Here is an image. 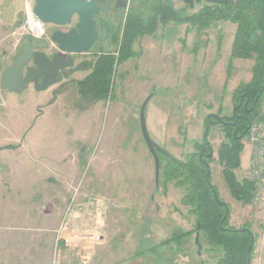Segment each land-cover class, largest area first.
<instances>
[{
  "label": "rangeland",
  "instance_id": "obj_1",
  "mask_svg": "<svg viewBox=\"0 0 264 264\" xmlns=\"http://www.w3.org/2000/svg\"><path fill=\"white\" fill-rule=\"evenodd\" d=\"M101 3L97 15L99 39L90 51L79 57L90 65L96 63L100 53L117 50L114 39L121 36L129 16H143L147 24V17L154 14L158 5L156 0H127L125 7L118 10L114 0H101ZM34 6L35 0H0V80L3 69L12 63L10 57L19 51L16 46L22 33H36L31 25L32 19L37 20ZM158 14L157 19L161 17ZM37 21L47 28L48 23ZM158 21L153 33L139 37L134 43L140 56L120 64L113 73L114 90L105 99L90 93L83 95L78 84L69 83L60 91L63 95L57 103L44 109L42 102L51 101L53 94L32 87L13 93L0 85V147H15L22 140H31L34 134L39 137L45 130L52 131L53 135L49 132L50 139L48 136L39 137L40 143L46 141L44 146L49 145V140L57 150L66 144L79 150L81 143H85L91 153L89 164L84 166L89 184L88 187L85 185L87 198L91 201L100 199L97 200L100 211L107 206L103 217L107 238L93 248L88 264H217L218 255L209 251L203 235L204 248L196 244V234L180 243L163 244L172 239L175 232L194 231L197 219L191 212L192 207L182 202L186 187L165 180V163L157 187L155 161L141 132L140 108L151 95L146 112L151 137L172 155L186 161L188 154L196 153L195 142L203 140L207 115L218 111L222 115L231 113L237 101V89L253 76L255 60L235 59L230 68L231 48L237 30L231 19L223 25L220 43L215 38L207 41L209 34L214 37L215 30L205 31L200 26L193 27L192 23L180 24L173 20L166 24L161 18ZM73 22H76V16ZM52 25L49 23L48 27ZM5 54L8 58H4ZM85 71H78L80 77L88 76L92 69ZM261 98L264 99V95ZM212 126L209 140L217 151L223 139L219 132L222 127L213 122ZM78 133L83 138L80 143L74 138ZM244 144L243 164L236 170L239 180L249 178L253 156L252 141L245 138ZM3 156L0 154V164L8 162ZM258 165L264 177V156L259 158ZM56 166L55 170L58 169ZM221 174L222 167L218 162L213 163V183L219 189V197L230 205L229 225L251 227L249 229L257 237L251 263L264 264V186L254 192L255 199L247 204L231 194ZM3 175L1 172L0 176ZM58 178L55 180L57 186H66L67 181L60 183V176ZM102 183L113 186V189H101ZM41 219V225L45 227L55 220L47 215ZM90 225L91 221L85 220L79 228L91 233ZM53 252L55 254V245ZM79 252L63 250L52 264H79ZM49 261L47 255L42 264Z\"/></svg>",
  "mask_w": 264,
  "mask_h": 264
},
{
  "label": "trees",
  "instance_id": "obj_2",
  "mask_svg": "<svg viewBox=\"0 0 264 264\" xmlns=\"http://www.w3.org/2000/svg\"><path fill=\"white\" fill-rule=\"evenodd\" d=\"M229 18L237 24V30L232 44L230 57V68L233 67L235 59H254L253 76L250 81L241 83L237 89L236 102L239 101L240 93L248 92L251 95L252 104L257 103V97L264 89V0H231ZM167 11V8L163 9ZM131 15V14H130ZM170 17L168 12L166 15ZM158 16L144 23V19L139 15L129 16L120 37H115L114 43L117 45L115 52L100 53L96 63L93 65V71L83 80L78 81L80 92L83 95L90 93L92 96L105 99L113 92L112 83L113 73L117 71L120 64L131 58L140 56L134 49V43L139 37L148 33H153L158 24ZM165 22V21H164ZM208 22L202 23L200 28L207 27ZM264 95V91L261 97ZM262 98L258 101L254 112L248 113L246 120L237 119L243 128L249 130L254 116L259 111ZM234 117H232L233 119ZM217 123L212 119L210 125ZM210 125H207L209 127ZM233 131L234 127H230ZM232 146L222 147L220 150L221 160L226 164L223 171L224 179L231 191V194L239 201L251 203L254 198L255 185L250 178L239 180L236 170L242 166V154L245 149L244 141L233 139ZM14 147V146H7ZM199 149V147H197ZM162 165L164 166V176L167 182L176 181L180 187H186V193L183 203L192 207L191 212L197 219V226L194 231H183L180 234L175 232V236L164 245L172 242L180 243L192 234H196V244L204 248L202 235L209 251L218 255L217 264H249V245L251 244V233L242 227H233L229 225L231 217L227 213L226 207L216 198L215 192H218L217 186L208 177L207 167L200 161L199 152L190 154L186 161L160 154ZM227 218L225 219V217ZM224 220V222H223ZM223 222V225L221 226ZM198 224L201 229L198 230ZM199 234L200 242H197ZM257 240V237H256ZM255 247L253 249V252ZM252 252V254H253Z\"/></svg>",
  "mask_w": 264,
  "mask_h": 264
},
{
  "label": "crops",
  "instance_id": "obj_3",
  "mask_svg": "<svg viewBox=\"0 0 264 264\" xmlns=\"http://www.w3.org/2000/svg\"><path fill=\"white\" fill-rule=\"evenodd\" d=\"M193 27L198 26L193 24ZM84 70L85 72L90 71V69ZM84 78L80 77L77 71L71 83L76 85L80 79ZM54 88L55 86L45 91L52 94ZM62 95L59 92L58 97L52 98L53 101L46 102V104L42 102L41 107L44 109L48 106L52 107ZM41 113L45 114L43 110ZM49 132L53 135L52 131L44 130L39 137L47 138L48 136L50 139ZM157 135L160 137V134L157 133ZM39 137L34 134L30 137L31 140H22L19 144H15L17 145L15 147L5 145L0 147V154H4L3 157L8 161L0 164V173H4L0 176V264H42L44 260H47V255L50 258L48 264H52L55 257L53 251L56 244V232L65 216L67 203L75 193L74 189H79L78 194L81 201L85 198L88 200L86 186L88 187L89 184L86 181V167L84 169V166L89 164L91 153L86 144L81 143L79 150L66 144L58 148L61 150L59 151L49 140V145L44 146L46 141L40 143ZM74 138L79 141L78 143L83 139L80 133ZM31 144L32 149L30 150ZM110 160L115 162L113 158ZM55 164L57 170L54 168ZM114 175L116 176V172ZM58 176H60V183L67 181L66 186L65 184L57 186L55 180L59 179ZM51 178L54 180L51 181ZM107 185L102 183L100 188L107 191L113 189V186L108 185L110 189ZM66 191L69 194H66ZM41 199L42 202H40ZM104 209L106 216V205ZM46 211L49 212L46 213ZM44 215L55 218L52 225L47 227L41 225V216ZM85 220L88 218L81 216L76 223L81 224Z\"/></svg>",
  "mask_w": 264,
  "mask_h": 264
},
{
  "label": "water",
  "instance_id": "obj_4",
  "mask_svg": "<svg viewBox=\"0 0 264 264\" xmlns=\"http://www.w3.org/2000/svg\"><path fill=\"white\" fill-rule=\"evenodd\" d=\"M211 1L228 3V0ZM101 6V0H35L33 12L37 20L43 23H50L57 26L70 25L73 23L74 17L76 16V24L74 27L68 31L57 29L51 36V42L57 44L58 48L67 54L65 57L55 54L53 58H50L48 54L41 49L48 46L49 43L46 41L39 42L35 36L31 35L29 37V42L22 45V50L16 57L13 66L3 72L1 87L13 93H21L31 85H34L36 90L42 91L61 82V71L75 65L74 56L90 51L95 42L98 41L99 31L97 28V15L101 11ZM82 69H85L83 64L76 66L77 71ZM263 91L264 89L257 97V100L261 97ZM245 96H248V101L245 104L247 108L249 94H242L241 104ZM150 99L151 95L146 98L140 108V127L145 143L155 161V179L158 187L162 169L160 153H170L162 148V146L150 135L146 114ZM237 108H239V106L236 107L234 110L235 112ZM211 116L220 119V115L218 114L214 113L211 114ZM202 156L203 154L201 158ZM208 176H210L209 167ZM215 196L217 200L226 207L227 213L229 214L230 205L220 199L218 192H215ZM226 218L227 216L225 219ZM200 229L201 225L198 224V230ZM245 230L251 233V244L248 250L249 264H252V252L256 244V236L252 230L248 228H245ZM197 242H199V234H197Z\"/></svg>",
  "mask_w": 264,
  "mask_h": 264
},
{
  "label": "flooded vegetation",
  "instance_id": "obj_5",
  "mask_svg": "<svg viewBox=\"0 0 264 264\" xmlns=\"http://www.w3.org/2000/svg\"><path fill=\"white\" fill-rule=\"evenodd\" d=\"M114 1L116 4L115 6L118 8V10H121V9H123V7H125V3L127 0H114ZM156 3L158 5H157V8L154 10L155 11L154 14L147 17V19L149 21L151 19L153 20L154 16H158L159 15L158 13H160L161 20L165 21L164 23H166V24L169 21L173 20V21H176L177 23H180V24L181 23L182 24L192 23V24H195L199 27L202 23L208 22L209 27L207 26V28H202V29H204L205 31L207 29H209L211 32L213 30H215V33H213L214 37H212L209 34L210 36L209 35L207 36V41H209V38H215L217 40V43H220L222 41L223 37H221V35L223 33V30H224L223 25L228 20H230L229 15L231 12V10H230L231 3H232L231 0H228V3H218L216 1H211V0H156ZM101 8H102V6H101ZM164 8H167V11H164L163 10ZM168 12L171 14L170 17L166 16L168 14ZM141 18H143V16ZM160 18L158 20H160ZM75 24H76V22H73L72 24L65 25V26L52 25V27H54V28H52V27L50 28V27H48V25H49V23H48V24H46L47 28H44L41 35H39L35 32H29L27 34L23 32L22 36L20 37L19 45L16 46V47H19V51L14 53V55H12L10 57V60H12V63L10 65H8L5 69H3L2 73H1V80H2L3 72L6 69H9L10 67L13 66L16 57L20 54V52L22 50V45L29 42V37L31 35L35 36L39 42L46 41L49 43L48 46L43 47L41 49L43 51H45L50 58H53V56L55 54H59L60 56L65 57L67 53L64 51H61L58 48L57 44L51 42V36L55 30L61 29L63 31H68L72 27H74ZM199 30H201V29H199ZM204 35H206V34H204ZM76 55L77 56H74V59L76 60L78 58L79 62H77V64L75 63L74 66L68 67L65 70L61 71L62 81L50 87V88H52L55 86V88L52 91V94L54 95L53 99L58 97L59 92L61 90H63L64 88H66L68 86V84L72 82L73 75L77 72L76 66H78L79 64H83L85 66V69H87V70L92 69V71H93V64L90 65L85 60L79 59V57H81L80 55H83V54H76ZM4 58H8L7 54L4 55ZM92 71H91V73H92ZM1 80H0V85H1ZM31 86L34 87V85H31ZM4 90H7V89H4ZM242 94H249V102H248L247 108L245 107V104L248 101V96H245V98L243 99V103L241 104ZM260 98L258 99V101L260 100ZM258 101H257V103H258ZM257 103L255 102V104H252V99H251L250 93L242 92V93H240L239 101L237 103H235V105L233 106V109L231 110V113L229 115H222L221 111L215 112V114L220 115V119H218L214 116H211V114H214V113H210L207 115L206 121H205L206 129H205V133L203 135V140L199 141V142L198 141L195 142L194 152H196V153H197V151L199 152V159L207 167V170L209 167L210 176H208V177L210 179H212V177H213V163H215V162H218L219 166L222 167V174L221 175L223 176V171L227 166L221 160L220 150L222 149V147L227 148V145L232 146V143L234 141L233 139L236 140L235 142L244 141V139L247 137L249 130H246L245 128H243L244 125H242V123L239 124L237 119L246 120L248 118V115H249L248 113L254 112V110L256 109L255 105H257ZM238 106H239V108H237V110L235 112L234 110ZM232 117H234V118L232 119ZM212 118L217 120V124L220 127H222L219 129V132L222 133L223 139L220 140L219 148L217 149V151H215L211 140H209L211 128L213 127L212 125H210ZM207 125H210V126L207 127ZM230 127H234V130L232 131L230 129ZM197 147H199V149ZM162 148L167 150L165 147H162ZM160 154L162 156H166V157L167 156L170 157V155H172L171 153L170 154L160 153ZM191 154H193V153H191ZM202 154H203V156L201 158ZM189 155L190 154H188L187 157ZM212 182H213V180H212ZM218 193L220 194L219 189H218ZM220 199H223V198L221 197Z\"/></svg>",
  "mask_w": 264,
  "mask_h": 264
},
{
  "label": "built area",
  "instance_id": "obj_6",
  "mask_svg": "<svg viewBox=\"0 0 264 264\" xmlns=\"http://www.w3.org/2000/svg\"><path fill=\"white\" fill-rule=\"evenodd\" d=\"M262 105V109L254 116L246 137L254 145L249 178L254 182L255 193L260 191L261 186H264L261 166L258 165L259 158L264 156V99ZM78 192L79 189L76 188L67 205L65 216L57 229L54 262L63 250H70V252L79 250L80 252L77 253L78 263L88 264L93 256V248L97 243L102 244L106 241V224L103 219V217L105 218L103 214L105 209L100 211V206L97 202L100 199L81 201ZM81 216H85L91 221L92 235L89 231L81 230L79 224L76 223Z\"/></svg>",
  "mask_w": 264,
  "mask_h": 264
},
{
  "label": "bare ground",
  "instance_id": "obj_7",
  "mask_svg": "<svg viewBox=\"0 0 264 264\" xmlns=\"http://www.w3.org/2000/svg\"><path fill=\"white\" fill-rule=\"evenodd\" d=\"M31 25L34 28V30L36 31V33L39 34V35H41V33L44 30V27H43L42 23H40L36 19H32Z\"/></svg>",
  "mask_w": 264,
  "mask_h": 264
}]
</instances>
